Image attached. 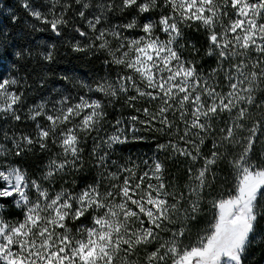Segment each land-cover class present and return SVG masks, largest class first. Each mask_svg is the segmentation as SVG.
<instances>
[{"label": "trees", "instance_id": "16d2710c", "mask_svg": "<svg viewBox=\"0 0 264 264\" xmlns=\"http://www.w3.org/2000/svg\"><path fill=\"white\" fill-rule=\"evenodd\" d=\"M31 3L44 11L50 6L46 0ZM162 8L163 4L157 2L152 18H158ZM12 15L19 17L15 24L11 22ZM139 16L135 8L116 11L109 24H124ZM32 24L40 27L22 7V0H0V70L6 69V77L25 75L24 65L31 80H38L52 69L48 87L60 88L62 85L53 81L65 73L93 87L101 77L109 81L121 74L122 65L107 66L105 52H72L63 41L73 36L80 39L77 34L66 31L57 39L50 31H33L29 27ZM179 27L182 38L172 43L176 67L169 69L168 64L162 74L170 76L163 87L165 92L153 93V87L159 86H152L140 92L118 91L101 97L105 117L97 122L93 133H81L82 163L76 165L77 171L69 163L62 172L45 180L44 164L59 153V148L50 145L45 153L35 148L18 159L13 144L3 140V130L9 135L13 131L28 133L33 131V125L29 121L14 125L0 119V140L9 161L27 171L29 179L39 178L41 187L53 184L60 191L80 193L91 185L98 189L100 199H105L108 193L119 194L117 186L121 187L127 176L139 193L137 199L149 193L156 198L153 217L134 202L143 219L130 209L126 216L128 233L106 264H149L152 250H162L169 241L178 250L197 247L214 231L218 204L236 193L244 171L264 169V54L258 51L261 42L237 47L218 27L212 32L211 24L206 28L187 21ZM212 35L221 38L213 42ZM49 44H55L57 51L51 65L41 62L37 55ZM24 49L32 55L18 60L15 53ZM180 64L184 73L180 72ZM81 93L87 94L86 89H72L73 96ZM153 95L156 98L149 100ZM37 96L33 89L26 102L31 104ZM130 99L136 103H129ZM117 120L119 127L114 128ZM121 129L126 131L121 133ZM106 131L109 135L118 133L127 143L114 149L104 145L108 159L102 158L99 164L95 156L100 144L96 140ZM1 207H5L6 219L18 220L25 212L13 205ZM254 210L256 217L264 214V197L255 198ZM95 214L82 223L68 220V226L75 229ZM144 220L149 222L147 227ZM153 223L158 225V231L148 239ZM247 238L246 264H264V219L256 220L255 232ZM172 256L165 254L164 264H173ZM152 264H156L155 260Z\"/></svg>", "mask_w": 264, "mask_h": 264}, {"label": "snow or ice", "instance_id": "6c2138e0", "mask_svg": "<svg viewBox=\"0 0 264 264\" xmlns=\"http://www.w3.org/2000/svg\"><path fill=\"white\" fill-rule=\"evenodd\" d=\"M46 2L50 6L44 11L34 7L31 0H22L24 10L40 25L38 27L36 24H32L29 27L33 31H50L57 39L64 37L66 31L77 34L80 39L75 36L72 39H66L63 41L66 46L72 52L85 55L105 52L109 68L113 64L117 66L123 64L121 56L126 55V50L130 45L143 44L144 41L151 37L152 40H156V44L154 46L149 44V46L155 48L160 46V41L152 35L153 21L151 13L157 0H46ZM193 3L196 4L197 10L204 18H201L193 11L189 0H181L182 7L179 8V11L182 13L183 20L204 24L206 28L211 24L210 30L212 32L216 31L217 26L224 27L223 24H217L216 16L212 11L211 0H193ZM163 4L172 12L171 16L164 15L158 22L166 36H169L170 33L172 34L169 37V41L164 43H175L182 38V31L176 17L178 8L174 5L173 0H163ZM253 4L259 10L258 22L255 28L256 31H259L264 26V0H228L227 4L220 5L221 20L227 15L226 10L229 7L232 9L230 14L231 23L227 27L232 28L233 31L231 33L225 32V35L238 38L237 32L243 30V25L248 20L243 9L248 8L249 12H251V5ZM130 8H135L140 14L139 22L136 17H133L127 23L109 26V21L114 12H126ZM207 17H211V19L209 20ZM18 19L19 17L15 15L11 16L13 24ZM238 22L240 24L239 28L236 27ZM249 27L251 28L252 25L249 24ZM137 29H139L137 32L138 39L127 40L124 38L125 33H130ZM109 37L122 41L119 51L110 50ZM220 38V36L216 35L210 36L213 42ZM255 39L261 41L258 51L264 54V35H258ZM252 46L254 45L248 42L244 44V47ZM26 55L31 56V51L24 49L15 53L18 60H23ZM37 55L41 62H47L49 65L54 64L57 56L56 45H47L46 50L37 53ZM185 66L187 67V64ZM22 70L26 73L25 75L8 77L4 74L6 69L0 70V119L11 121L14 125L29 121L33 125V131L28 133L13 131L9 135L7 130H3V140L13 144L15 156L18 159L23 158L26 153L31 152L35 148H39L41 153H45L49 151L50 145L59 147L65 159L63 161L58 158H49L47 160L44 164L45 171L42 173L45 180H50L68 167V156L72 157L73 171H77L76 165L82 163L79 159L81 133H93L97 129V122L105 117L101 97L115 94L118 91H127V84L132 82V78L126 75L123 77L117 75V80L110 82L105 77H101L95 82V87H93L92 84L75 79L65 73L58 81H53V83L61 84L62 87L49 88L47 77L52 69L39 76L38 80H31L26 65L22 66ZM121 79L124 81L123 87H114ZM73 88L86 89L87 94L81 93L73 96ZM33 89L37 90L38 96L31 104H28L26 102L27 97ZM151 91L155 93L154 89ZM154 98H156L155 95L150 96L148 99L152 100ZM129 103L135 104L136 101L130 99ZM132 119L135 120L136 118L133 117ZM119 124L120 121L117 120L114 128L119 127ZM125 131L121 129V133ZM102 143L107 144L110 149H114L118 145L127 143V141L120 138L119 134H106V140ZM0 152H3L2 145H0ZM103 159L107 161L108 157L104 156ZM21 177H23V180ZM13 181L25 189V194L28 191H33L37 194V197H40L41 193L45 191L41 188L39 178L29 179L28 173L24 169L0 165V205L25 207L20 193L14 190L15 184ZM117 188L119 194L115 198L120 202L118 206L129 205L131 210L140 214L143 219V213L140 212V209L134 203L138 195L133 190L132 185L128 183L124 187L117 186ZM92 193H96V203L91 200ZM261 197H264V185H261L256 193L257 199ZM112 198L113 194L110 193L108 199L112 200ZM236 199L239 201L240 196L237 195ZM99 200V192L95 186H85L78 197H73L70 191L58 193L51 207H49V211L54 212L57 217V223L53 225V228H58L63 235L57 238V242L48 243L46 251H44L45 241L37 242L35 239L37 233L42 236H51V233L46 229L41 230L39 228L41 223L47 225L48 221H42L38 218L37 214L41 212L38 202L27 209V214L20 213L21 219L15 223H10L4 217L5 207H0V264H97L101 256L107 261L108 249L106 247L103 251L97 249L98 255H89L96 247V244H103V240L100 239V233L103 231V222L99 218V212L85 226V231L81 234L83 238L81 239H74L71 230L67 226L69 218L81 223L88 219L100 206ZM251 202V197H248L245 201V203ZM28 203H32V201H28ZM140 203L144 204L147 202L141 199ZM60 206L71 209V211L68 215H63L60 211ZM102 207L104 212L108 213L113 206L104 205ZM151 207L152 205L149 204L150 209ZM249 218L250 228L247 234L251 236L255 232L256 220L264 219V214L256 217L253 209ZM228 219L231 220L232 217H228ZM148 223L147 220H144L145 227H147ZM160 223H163L162 217ZM33 224L37 227L33 229L32 235L29 236V241L25 243L23 238L26 235V229ZM157 231L158 225L153 223L152 228L149 229L148 239H152ZM182 237L183 233H181ZM174 239L175 237L173 236ZM208 239V237L204 238L205 241ZM37 243H39L40 251L35 250ZM247 247L248 242L242 240L239 245L231 250V264H246L245 254ZM198 251H204L203 242L199 245ZM198 251L193 249L178 250L173 242L169 241L165 243L162 250H152L149 255V264H152L153 260H155L156 264H164L165 254L172 256V253H175L172 256L174 264H209L207 260L201 259Z\"/></svg>", "mask_w": 264, "mask_h": 264}, {"label": "rangeland", "instance_id": "374dc122", "mask_svg": "<svg viewBox=\"0 0 264 264\" xmlns=\"http://www.w3.org/2000/svg\"><path fill=\"white\" fill-rule=\"evenodd\" d=\"M157 2L163 4V0H157ZM173 3L178 8L176 12V17L177 21L179 22V25L187 22L182 19V13L181 11H179V8L182 7L181 0H173ZM189 3L191 4L193 11H195L196 14L201 18H204L203 15L197 10V6L195 3H193V0H189ZM227 3L228 0H211L212 11L216 16L217 24L224 25V27L217 26L218 29L224 32L231 33L233 29L227 27V25L231 23V7L226 10L227 15L223 20H221L220 17V5ZM251 8V12H249L248 8L243 9V12L245 16L248 17V20L244 23L243 30L237 32L238 38H233L230 35H226L227 38H229V40L232 42L233 46L241 47L244 46L245 42L251 44L261 42L260 40L255 39V37H257L258 35H264V26H262L259 31L255 30L256 24L258 22L259 10L254 4L251 5ZM161 11V15L158 18H152V35L160 41V46L158 48L149 46V44L153 46L156 44V40H152L151 37H149V39L144 41L143 44H136L135 46L130 45L126 50V55L121 56L123 64H121L122 71L119 76L123 77L126 75L132 78V82H129L127 84V91L138 90V92H140L144 89H150L152 86H159L157 87V89H155L154 87L153 89L157 92H161L160 90L165 92V89L163 87L166 84V79L170 78V76L166 75L167 77H165L162 75L164 68L168 64H171L168 65L169 69H175L176 67V63H174V57H172L173 42H169L167 44L164 43L165 41H169V37L172 34L170 33L169 36H166L160 24L158 23L162 16H171L172 12L168 7L164 6V4ZM207 19L210 20L211 17H207ZM137 20L139 22V17H137ZM249 24L252 25L251 28L249 27ZM109 26H111V24H109ZM236 27H240L239 22L237 23ZM138 31L139 29L134 30L130 33H125L124 38L127 40L138 39ZM109 44L112 46V49L110 48L111 51H119L120 47L122 46V41L117 38L109 37ZM129 69H131V71H129ZM180 72H185L183 65H181ZM116 80L117 75L114 77V79L109 81L112 82ZM123 84L124 81L121 79L114 85V87L122 88ZM106 134L109 135L107 131L104 133H100L99 135L97 134L98 137L96 143H99L100 147L98 148L95 157H97V159L99 160V164L101 163L100 160H102V158L107 155L104 147V145L107 146V144L102 143L106 140ZM0 145L4 147L1 143V140ZM57 158L62 161L65 159V157L62 155L61 150L59 151V153H56V155L53 157V159ZM71 160L72 157L68 156L67 161L71 163ZM0 165L9 168L16 167L11 164V161H9L8 157L5 154L4 148L3 152H0ZM21 179L23 180V177H21ZM122 181L123 183L121 184V187H124V185L128 183L131 184V181L128 180L127 176H125ZM13 183L15 184L14 190L20 193L22 200L25 204V207H22L25 210L24 213L27 214V209L33 207L38 202L39 207L41 209V212L37 214L38 218L42 221H48L47 225L41 223L39 225V228L41 230L46 229L48 232L51 233V236H42L39 233H37L35 236L37 242L41 240L45 241L44 251H46L48 243L57 242V238L63 235V233L58 228H53V225L57 223V217L55 216L54 212L49 211V207H51L52 202L56 199L57 194L61 193V191L58 187H55L53 184L50 186L46 185L41 187L45 191L41 193L40 197H37V194L33 191H28L25 194V189L21 187L20 184H16L15 181H13ZM261 185H264V169H247L241 175L236 193L232 195V197L220 200L216 212L217 218L214 224V231L209 235V239L203 242L204 251H198L199 245L197 247L192 248L193 250L198 251V255L201 256V259L207 260L209 264H231V250L234 249L237 245H239L242 240L247 241L248 239L247 233L250 228L249 216L253 212L256 193L260 189ZM88 187L92 186L90 185ZM133 190L137 193V195L139 194L135 188H133ZM71 194L73 197H78L80 193L71 192ZM108 195L107 198L99 200L100 206H98V209H100L99 218L103 222V231L100 233V239L103 240V244H96V247L93 249V251L89 253L90 256L98 255L97 249L103 251V249L106 247L108 249L107 259H109V255L117 248V246H119V243H121V241L125 239V235H127L128 233L127 229L129 225L126 216L131 209V207L127 204H125L123 207L118 206L120 202L117 201L115 198L117 194L113 195L112 200L108 199ZM237 195L240 196L239 201H237L236 199ZM248 197H251V203H245ZM141 199L142 198L137 199L135 201L136 204L139 206V208H141V210H146L149 215L153 217L155 211L156 198L152 197L151 193H149V195L143 199L147 203L141 204ZM91 200L93 203H96V193H92ZM28 201H32V203H28ZM149 204L152 205L151 209L149 208ZM104 205H112L113 207L111 210H109L108 213H105L102 207ZM60 211L63 215H68L71 209H66L63 206H60ZM96 216L97 214L92 215L91 219ZM228 217H232V219L229 220ZM91 219L89 221H85L83 224L77 226L75 229L72 228L71 224L69 226L67 225L68 228L71 230L74 239L83 238L81 234L85 231V226L89 224ZM7 220L10 223H15L18 221L17 219L12 217H7ZM69 221H72V219L69 218ZM36 227L37 226L33 224L28 229H26V235L23 238L25 243L29 241V236L32 235L33 229ZM35 250L40 251L39 243H37ZM106 262L107 261L105 260V258L101 256L99 257L97 264H106Z\"/></svg>", "mask_w": 264, "mask_h": 264}]
</instances>
